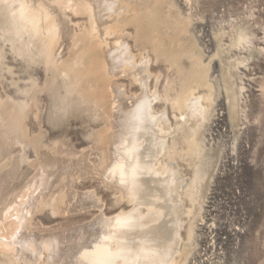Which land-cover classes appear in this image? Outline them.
Wrapping results in <instances>:
<instances>
[{"label":"bare ground","instance_id":"1","mask_svg":"<svg viewBox=\"0 0 264 264\" xmlns=\"http://www.w3.org/2000/svg\"><path fill=\"white\" fill-rule=\"evenodd\" d=\"M142 1V7L120 24L118 14L130 0H0L4 19L0 39L28 65L41 64L45 75L43 85L31 76L19 101L0 91V121L8 118L5 124L14 134L15 144L31 146L36 154L31 183L0 212V264H187L203 208V184L213 158L207 152L211 146L207 147L206 136L216 94L195 40H190L188 53L191 67L184 71L180 55H169L160 36L155 35L160 33L158 24L172 28L157 17V0ZM168 7L175 9L172 3ZM66 9L86 14L87 29L74 33L61 17ZM127 24L136 28V36L148 33L152 51L164 56L176 70V78L166 80L160 94L156 78L153 86L149 85L148 57L136 62L130 52L124 34ZM222 35L221 30L215 33L213 57L219 58L229 118L236 124L245 89L239 68L248 57L227 61L224 54L231 48L249 51L250 36L238 27L226 45L221 43ZM65 41L70 53L62 59L58 54ZM1 48L0 63L4 59ZM120 74L131 75V82L137 85L135 93L126 96L124 88L116 84L114 79ZM44 88L64 109L85 105L103 117L107 128L98 138L107 144L102 155L105 178L130 205L113 216L99 214L87 224L48 233L50 236L30 233L33 213L44 206H51L54 213L75 211L95 200L90 194L71 192L69 187L74 170L78 175L90 172L85 153L67 159L43 146L37 118L39 94ZM159 100L178 117L174 126L165 109H155ZM178 132L180 149L175 140L167 142ZM177 157L189 160L188 178L176 163ZM58 182L64 187L53 196L52 188Z\"/></svg>","mask_w":264,"mask_h":264},{"label":"rangeland","instance_id":"2","mask_svg":"<svg viewBox=\"0 0 264 264\" xmlns=\"http://www.w3.org/2000/svg\"><path fill=\"white\" fill-rule=\"evenodd\" d=\"M130 1L118 14L120 24L143 5L142 0ZM156 3L157 17L172 26L166 29L164 25L158 24V27L159 22H156L160 33L155 35L164 42L165 51L169 55L177 52L182 69L187 71L191 67L188 53L193 38L216 94L215 113L206 136L207 147L211 146L207 152L213 158L203 184L204 203L196 221L192 239L194 248L187 264L204 259L211 264H264V0H157ZM168 3L175 9L169 8ZM61 17L74 33L87 29L86 14L71 13L66 9ZM3 20L0 10V26ZM238 27L248 31L250 49L231 48L224 54L227 61L248 57L246 64L239 68L245 89L240 99L242 114L234 124L229 118L219 58L213 55L216 52L215 33L221 30V43L227 45L229 36ZM124 34L135 61L149 59L150 87L156 78V89L158 87V93L163 92L166 80L176 78V70L169 66L164 56L152 51L148 33L136 36V28L127 24ZM0 40L5 59L0 63V91L19 101L23 97L22 89L31 83V76L43 85V67L41 64L28 65L11 50L8 42L4 44ZM67 43L62 44L58 54L62 59L70 53ZM258 49L262 51L258 52ZM114 80L124 88L126 96L137 90L131 75L120 74ZM53 96L46 88L39 94L37 122L43 146L67 159L81 158L85 153L90 172L78 175L74 170L69 187L71 192L90 194L95 202L85 209L58 213H54L51 206H44L32 214L29 225L30 233H41L40 236L70 231L91 222L99 214L110 217L130 207L105 178L103 157L107 144L98 138V134L107 128L103 117H98L85 105L72 104L64 109ZM154 106L157 111L165 109L171 126L175 125L178 117L169 106L162 100L156 101ZM7 119L0 121V212L27 188L36 172L34 150L31 146L15 144L14 134L5 124ZM179 135L178 132L167 139L168 143L175 140L177 149L181 147ZM175 161L188 178L191 165L187 157H177ZM58 183L52 188L53 196L64 187ZM181 232L184 237V230Z\"/></svg>","mask_w":264,"mask_h":264},{"label":"built area","instance_id":"3","mask_svg":"<svg viewBox=\"0 0 264 264\" xmlns=\"http://www.w3.org/2000/svg\"><path fill=\"white\" fill-rule=\"evenodd\" d=\"M204 261H206V259H204L203 261H200V262H197V261H194L193 262V260H192V263L191 264H211L212 263V262L207 263V262H204Z\"/></svg>","mask_w":264,"mask_h":264}]
</instances>
